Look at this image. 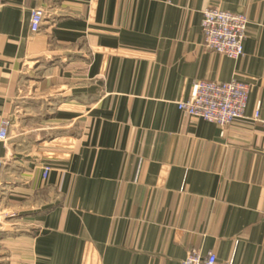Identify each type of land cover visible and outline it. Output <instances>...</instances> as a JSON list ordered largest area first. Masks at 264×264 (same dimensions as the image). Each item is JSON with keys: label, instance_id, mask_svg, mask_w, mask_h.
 <instances>
[{"label": "crops", "instance_id": "obj_1", "mask_svg": "<svg viewBox=\"0 0 264 264\" xmlns=\"http://www.w3.org/2000/svg\"><path fill=\"white\" fill-rule=\"evenodd\" d=\"M209 7L248 18L240 59L205 48ZM233 80L225 129L178 109ZM3 119L0 264H264V0H0Z\"/></svg>", "mask_w": 264, "mask_h": 264}, {"label": "built area", "instance_id": "obj_2", "mask_svg": "<svg viewBox=\"0 0 264 264\" xmlns=\"http://www.w3.org/2000/svg\"><path fill=\"white\" fill-rule=\"evenodd\" d=\"M45 13L36 9L32 13L31 30L38 33L44 21ZM249 21L245 15L235 14L209 7L203 12L202 32L204 46L227 58L238 60L244 55ZM249 86L236 80L230 82L196 81L193 84L190 97L177 103L178 109L185 115L214 123L225 129L235 120L245 117ZM254 119L259 120V111ZM10 122L3 119L0 128V140L8 139ZM3 163L0 161V175ZM51 169L44 167V177L47 178ZM0 213V223L2 221ZM181 264H231L220 263L215 253L206 255L197 249H192Z\"/></svg>", "mask_w": 264, "mask_h": 264}]
</instances>
